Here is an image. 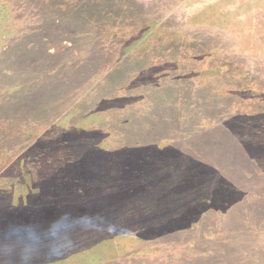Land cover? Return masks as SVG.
Wrapping results in <instances>:
<instances>
[{"label": "rangeland", "instance_id": "374dc122", "mask_svg": "<svg viewBox=\"0 0 264 264\" xmlns=\"http://www.w3.org/2000/svg\"><path fill=\"white\" fill-rule=\"evenodd\" d=\"M0 264H264V0H0Z\"/></svg>", "mask_w": 264, "mask_h": 264}, {"label": "clouds", "instance_id": "9594fccd", "mask_svg": "<svg viewBox=\"0 0 264 264\" xmlns=\"http://www.w3.org/2000/svg\"><path fill=\"white\" fill-rule=\"evenodd\" d=\"M59 219V218H58ZM57 221H53L52 222V224H55ZM52 224H49L48 225V229L49 230H51V228H52ZM49 256H50V259L52 260V261H55V260H57V259H59V255H55V256H53L52 254H51V252L49 253ZM29 259H31V258H29Z\"/></svg>", "mask_w": 264, "mask_h": 264}]
</instances>
